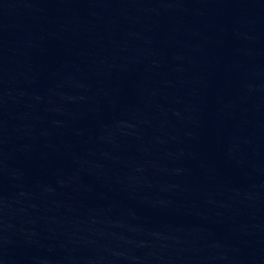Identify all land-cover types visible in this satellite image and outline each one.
I'll return each mask as SVG.
<instances>
[{"label": "water", "instance_id": "1", "mask_svg": "<svg viewBox=\"0 0 264 264\" xmlns=\"http://www.w3.org/2000/svg\"><path fill=\"white\" fill-rule=\"evenodd\" d=\"M0 264H264V0H0Z\"/></svg>", "mask_w": 264, "mask_h": 264}]
</instances>
